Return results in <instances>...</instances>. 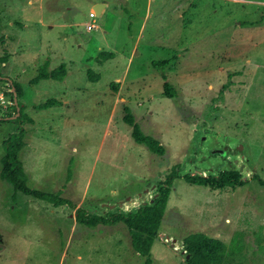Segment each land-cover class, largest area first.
<instances>
[{
    "label": "rangeland",
    "instance_id": "obj_1",
    "mask_svg": "<svg viewBox=\"0 0 264 264\" xmlns=\"http://www.w3.org/2000/svg\"><path fill=\"white\" fill-rule=\"evenodd\" d=\"M44 59L65 77L31 84ZM164 60L162 72L151 65ZM0 77L17 83L32 119L0 120V159L2 141L25 131L17 159L31 191L0 176V264H182L192 234L223 241L224 264H264V0H0ZM49 98L58 104L34 108ZM122 105L162 155L132 140ZM174 167L147 257L121 219L75 218L149 204ZM221 171L242 183L183 178Z\"/></svg>",
    "mask_w": 264,
    "mask_h": 264
},
{
    "label": "trees",
    "instance_id": "obj_2",
    "mask_svg": "<svg viewBox=\"0 0 264 264\" xmlns=\"http://www.w3.org/2000/svg\"><path fill=\"white\" fill-rule=\"evenodd\" d=\"M168 60L164 61H151V65L157 71L162 72ZM49 61L44 59L39 68H37L36 74L30 79L31 84H36L39 80L52 79L61 81L66 75L65 65L60 63L54 68L48 69ZM10 80V79H9ZM225 82L222 85V89L227 87ZM112 86H116V83H112ZM10 87L13 88V92L16 97V105H13L11 109L13 114H8L5 117L0 118L1 121H13L16 124L22 125L24 122L32 123V119L24 112V105L19 101L21 92L18 89L17 83L10 80ZM115 89V87H114ZM163 94L175 102L176 93L173 86L164 81L162 83ZM221 94V90L219 91ZM216 100V99H214ZM58 100L54 98L46 99L45 101L38 103L34 108L45 109L50 106L58 104ZM18 106V115L13 119H7L8 117L16 113V107ZM212 110L215 108L210 107ZM210 118L209 116L207 117ZM122 120L128 125L130 129V136L132 140L143 147L149 152L157 155H162L164 148L153 137L144 134L137 123L134 121V116L127 105H122ZM24 129L19 128L18 131L10 133L4 141H2V148L4 154L2 155L0 162L2 168L0 170V176L7 181L11 188L15 191L28 194L31 191L25 188L24 182L27 180V176L24 173L20 161L17 159V153L24 146L22 136ZM178 170L174 167L170 173L165 177L164 183L158 187L156 195L151 199L149 204L138 206L134 211H128L125 213H116L108 216H98L92 214H83V212L77 208L75 210V218L78 221H83L84 224L95 225L104 224L110 221H116L121 219L128 228L130 246L138 255L148 256L149 248L152 239L156 236V230L158 222L163 213L165 203L168 197L169 185L173 178L176 177ZM184 180L193 185L206 186L211 189H221L226 186H234L241 184L239 173L237 171H221L216 176L207 175H184ZM263 184V182H261ZM42 199L51 203L54 207L59 205L69 204L65 199L59 198L53 194L39 193ZM185 258L182 264H224V259L227 254L226 244L214 237H209L204 234H192L184 239ZM148 263L146 259L145 264Z\"/></svg>",
    "mask_w": 264,
    "mask_h": 264
},
{
    "label": "built area",
    "instance_id": "obj_3",
    "mask_svg": "<svg viewBox=\"0 0 264 264\" xmlns=\"http://www.w3.org/2000/svg\"><path fill=\"white\" fill-rule=\"evenodd\" d=\"M93 11L89 13V17H94ZM93 24L88 25V29H91ZM9 83V84H8ZM13 88L10 87V82L4 78H0V118L13 114L11 107L14 104L13 100Z\"/></svg>",
    "mask_w": 264,
    "mask_h": 264
},
{
    "label": "water",
    "instance_id": "obj_4",
    "mask_svg": "<svg viewBox=\"0 0 264 264\" xmlns=\"http://www.w3.org/2000/svg\"><path fill=\"white\" fill-rule=\"evenodd\" d=\"M103 7V3H96L93 5V9H94V12H95V15H98L99 14V11H100V8ZM0 78H4L6 80H8L10 82V80L6 77H0ZM13 100H14V104L16 105V97H15V93H13ZM18 106L16 107V113L10 117H8L7 119H13L14 117H16L18 115ZM238 149H240V146L238 147ZM219 153H222L221 150H218Z\"/></svg>",
    "mask_w": 264,
    "mask_h": 264
},
{
    "label": "crops",
    "instance_id": "obj_5",
    "mask_svg": "<svg viewBox=\"0 0 264 264\" xmlns=\"http://www.w3.org/2000/svg\"><path fill=\"white\" fill-rule=\"evenodd\" d=\"M18 9H19V11H20V8H19V7H18ZM16 12H18V10H16ZM38 20H39V22H40L41 19L38 18ZM39 24H40V23H39ZM24 26H25V25H24ZM2 63L4 64V62H2ZM39 81H40V80H39Z\"/></svg>",
    "mask_w": 264,
    "mask_h": 264
}]
</instances>
